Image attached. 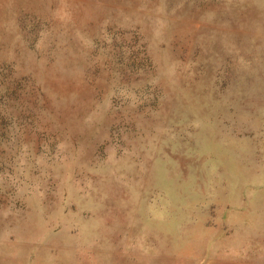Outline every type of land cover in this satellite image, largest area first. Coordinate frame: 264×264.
Listing matches in <instances>:
<instances>
[{
	"label": "rangeland",
	"instance_id": "obj_1",
	"mask_svg": "<svg viewBox=\"0 0 264 264\" xmlns=\"http://www.w3.org/2000/svg\"><path fill=\"white\" fill-rule=\"evenodd\" d=\"M0 264H264V0H0Z\"/></svg>",
	"mask_w": 264,
	"mask_h": 264
}]
</instances>
